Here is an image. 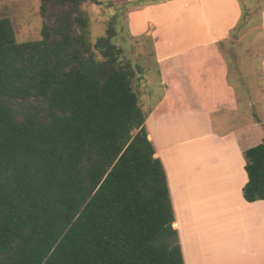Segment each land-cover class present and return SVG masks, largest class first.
<instances>
[{"label": "trees", "instance_id": "obj_1", "mask_svg": "<svg viewBox=\"0 0 264 264\" xmlns=\"http://www.w3.org/2000/svg\"><path fill=\"white\" fill-rule=\"evenodd\" d=\"M87 1L40 0L38 40L0 17V264H185L146 69L115 42L118 14L91 40ZM244 157L243 196L263 200L264 137Z\"/></svg>", "mask_w": 264, "mask_h": 264}, {"label": "crops", "instance_id": "obj_2", "mask_svg": "<svg viewBox=\"0 0 264 264\" xmlns=\"http://www.w3.org/2000/svg\"><path fill=\"white\" fill-rule=\"evenodd\" d=\"M173 10L185 21L165 30L157 18ZM128 11L131 32L153 41L160 81L149 86L145 68L138 91L185 264H264V199L243 196L244 151L264 137V56L257 87L234 70L238 50H250L228 41L243 19L240 0H161ZM255 29L264 45V7L247 32Z\"/></svg>", "mask_w": 264, "mask_h": 264}, {"label": "rangeland", "instance_id": "obj_3", "mask_svg": "<svg viewBox=\"0 0 264 264\" xmlns=\"http://www.w3.org/2000/svg\"><path fill=\"white\" fill-rule=\"evenodd\" d=\"M101 3H96L94 0H88L84 4V9L90 16V31L91 40L95 42L98 37L106 32L108 22L111 18L118 14L116 24L117 36L115 42L123 46L127 57L132 59L135 64H139L147 68L146 78L149 86H157L160 81L158 69L155 66L156 57L153 46V41L150 36L145 34H133L130 29L128 9H134L135 5L128 4L126 8L124 3L133 2L132 0H98ZM141 1L139 5H152L161 0H135ZM243 10L248 9L246 19L241 28L236 29L231 33L228 39L229 43L234 44H250L248 55L245 51L241 52V57L236 56L237 60L233 64L234 70L242 76L253 78L256 87L260 81L261 75V58L264 56V45L259 29L247 32L249 26H257L261 23V10L264 7V0H240ZM137 5V6H139ZM175 11V12H173ZM159 15L157 20L164 22L166 26L173 23L185 21L184 17L178 15V11L173 10ZM0 17L9 18L13 24L16 39L18 41H31L41 38L42 17L40 15V0H0ZM183 32L185 27H181ZM247 35L243 37V34ZM177 40L185 41L184 36L178 37ZM252 49V50H251ZM236 52V51H235ZM237 53V52H236ZM145 77V76H144ZM259 111L260 106L256 105Z\"/></svg>", "mask_w": 264, "mask_h": 264}]
</instances>
